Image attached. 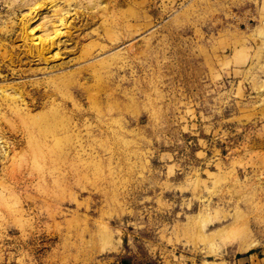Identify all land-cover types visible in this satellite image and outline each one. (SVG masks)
<instances>
[{
  "label": "rangeland",
  "instance_id": "obj_1",
  "mask_svg": "<svg viewBox=\"0 0 264 264\" xmlns=\"http://www.w3.org/2000/svg\"><path fill=\"white\" fill-rule=\"evenodd\" d=\"M0 264H264V0H0Z\"/></svg>",
  "mask_w": 264,
  "mask_h": 264
}]
</instances>
